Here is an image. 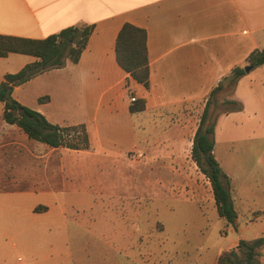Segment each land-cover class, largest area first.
<instances>
[{
  "label": "crops",
  "instance_id": "obj_1",
  "mask_svg": "<svg viewBox=\"0 0 264 264\" xmlns=\"http://www.w3.org/2000/svg\"><path fill=\"white\" fill-rule=\"evenodd\" d=\"M125 23L146 31L148 89L129 78L116 63L115 39ZM77 26L92 27L78 62L67 61L62 68L36 75L14 87L12 96L25 104L24 96H16V93L47 76L49 81L45 92L39 96L35 94L36 99L47 96V100L42 103L36 100V106L31 109L40 112L54 125L83 124L89 148L49 147L29 139L15 125L6 124L0 115V184L23 181L50 184L62 178L75 181L64 186L67 192L82 195L80 192L84 188L80 189L82 186L77 180L80 172L78 168L77 171L72 168L73 164L80 165L81 161L69 160L70 154L94 153L98 161L112 160V151L105 150L98 137L111 127L117 130L114 133L117 137L123 136V132L129 131V125L125 127L124 122L131 123L134 116L151 117L148 125L152 124V129L162 125L168 130L161 134V138L157 136L149 141L147 137L153 136L144 126H139L146 133L140 149L150 154L157 153L163 162L167 160L165 153L172 156L181 146L182 135L188 134L172 121L171 116L177 115L180 120L182 115H190L196 110L200 103L204 107L210 92L224 82L223 78L234 68L245 67L247 57L264 48V0H0L1 35L44 39L65 28ZM35 60L31 56L14 53L0 58V81L4 80L5 74L16 73ZM253 69V106L258 115H264V64ZM245 76L247 73L238 79L236 86ZM74 95L81 100L78 107L69 108L61 101L64 98L68 102ZM129 95L143 100L145 109L130 113ZM50 107L63 113L71 111L72 115H54L45 111ZM0 111H3L2 103ZM94 136L98 142L97 148L93 149ZM136 147L137 139L126 152L134 151ZM4 177L9 178L8 181L2 182ZM17 191L23 190L0 189V200H4V204H0L2 209L16 211L12 201L17 198ZM61 191L53 183L41 188L39 194L57 199ZM24 192L34 193L32 189ZM42 210L45 211L46 207ZM33 212L38 211L33 209ZM47 231L34 226L0 227V264H8V256L17 247L7 241L8 237L24 238L20 247L33 256L41 248L39 241L30 238ZM74 243L64 238L46 242L42 248V264H86ZM118 244L117 239L106 243L114 248L115 253ZM19 264H22V259ZM110 264L117 263L111 261Z\"/></svg>",
  "mask_w": 264,
  "mask_h": 264
},
{
  "label": "rangeland",
  "instance_id": "obj_2",
  "mask_svg": "<svg viewBox=\"0 0 264 264\" xmlns=\"http://www.w3.org/2000/svg\"><path fill=\"white\" fill-rule=\"evenodd\" d=\"M254 73L251 69L236 87L224 81L212 96L208 110V122L214 123V155L231 181L236 230L218 217L209 180L190 156L193 133L203 109L200 103L180 120L177 115L171 116L188 134L182 135L181 146L172 156L165 153L164 162L157 153L140 149L146 133L139 126L153 136L147 137L149 141L161 138L168 130L162 125L152 129V124L148 125L151 117L134 116L131 123L124 122L129 131L123 136L117 137L115 127H111L98 137L105 150L112 151V160L98 161L94 153L70 154L69 160L81 161L72 168L80 172L77 180L80 189L84 188L82 195L67 192L64 186L75 181L62 178L53 182L63 190L57 199L39 194L41 188L53 183L0 184V189L23 190L17 191L12 201L15 212L0 206V227L20 225L48 230L30 238L39 241L41 248L33 256L20 247L24 238L8 237L7 241L17 246L8 256V264H19L20 259L22 264H42L45 243L63 238L76 243L73 245L86 264H215L220 253L237 248L239 239L264 236V115H258L253 106ZM48 81L43 76L16 96H24L23 105L32 108ZM61 101L69 108L81 105L78 95L68 102L64 98ZM239 104L242 109L235 111ZM47 110L54 115H72L71 111L58 112L52 107ZM96 138L93 149L97 148ZM135 139L137 149L126 152ZM8 179L1 178L2 182ZM31 189L34 193L24 192ZM42 207L46 210L40 211ZM115 239L119 243L116 253L106 245ZM259 264H264V247Z\"/></svg>",
  "mask_w": 264,
  "mask_h": 264
},
{
  "label": "trees",
  "instance_id": "obj_3",
  "mask_svg": "<svg viewBox=\"0 0 264 264\" xmlns=\"http://www.w3.org/2000/svg\"><path fill=\"white\" fill-rule=\"evenodd\" d=\"M91 31L92 27H68L44 39L0 34V58L14 53L36 59L16 73L5 74L4 80L0 81L2 119L6 124L15 125L29 139L52 148L63 147L70 150L89 148V138L83 124L73 126L51 124L40 112L15 100L12 92L14 87L26 83L38 74L64 67L67 61L77 63ZM146 38V31L143 28L125 23L116 36L114 52L116 63L121 70L133 81L148 89L149 60ZM246 64L252 69L264 64V48L252 52L247 57ZM244 74L243 68L236 67L223 78V81L228 80L235 87L238 79ZM221 88L222 82L212 89L205 102L192 137L190 156L199 171L209 180L218 217L236 230L237 214L230 195L231 181L214 155V123L208 122L210 100ZM45 100L47 96H42L38 102L42 103ZM144 109L143 100H136L128 108L130 113L141 112ZM241 109L242 105L239 104L235 111ZM263 247L264 236L250 240L239 239L237 248L220 253L215 264H259Z\"/></svg>",
  "mask_w": 264,
  "mask_h": 264
},
{
  "label": "built area",
  "instance_id": "obj_4",
  "mask_svg": "<svg viewBox=\"0 0 264 264\" xmlns=\"http://www.w3.org/2000/svg\"><path fill=\"white\" fill-rule=\"evenodd\" d=\"M128 101L130 104H132L136 101V98L134 96H128Z\"/></svg>",
  "mask_w": 264,
  "mask_h": 264
},
{
  "label": "water",
  "instance_id": "obj_5",
  "mask_svg": "<svg viewBox=\"0 0 264 264\" xmlns=\"http://www.w3.org/2000/svg\"><path fill=\"white\" fill-rule=\"evenodd\" d=\"M251 69H252V67L248 66V65L244 67L245 73H248Z\"/></svg>",
  "mask_w": 264,
  "mask_h": 264
}]
</instances>
